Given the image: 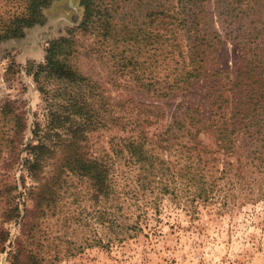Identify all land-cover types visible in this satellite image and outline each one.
Wrapping results in <instances>:
<instances>
[{
    "label": "rangeland",
    "instance_id": "rangeland-1",
    "mask_svg": "<svg viewBox=\"0 0 264 264\" xmlns=\"http://www.w3.org/2000/svg\"><path fill=\"white\" fill-rule=\"evenodd\" d=\"M81 1L53 3L44 10L43 25L29 28L23 38L0 41V107L7 101L17 102L20 111L26 114V145L44 141L54 150L42 162L38 179L55 176L61 178L60 182L68 180L59 192L57 209L41 220L39 245L33 248L45 258L43 264H264V174L258 173L257 162L246 168L247 179L237 178L235 172L226 175L205 201L195 200L194 190L180 179L171 183L172 188L177 186L178 196L150 190L143 194L137 181V167L128 165L124 158L115 159L117 189L122 193L120 212L112 208V202L97 206L93 186L86 178L55 170L66 150L59 143L82 120L80 116L65 114L63 108L69 95H81L92 118L101 123L88 134L90 154L98 157L110 155L113 138L124 136L113 126L114 118L133 121L140 117L139 111H161L160 120L148 129L150 134L159 133L173 124L179 105L207 101L204 88L207 81L187 92L178 89L167 97L161 94L164 84L143 90L148 80L136 79L137 74L163 75L160 58L155 56L151 62L155 40L139 38L130 44L102 42L104 38H97V30L90 28L75 33L78 53L71 63L79 68L81 83L58 81L51 75L36 80L38 67L46 65L50 45L62 36L69 37L82 23ZM154 4L149 5V10L162 5L198 16L200 38L212 45L210 57L215 62L209 64L211 71H234L242 66L244 57L263 59L264 0H205L202 6L157 0ZM21 5L19 0H0V23L23 11ZM126 5L124 13H129L132 29L157 34L160 28L173 27L179 36L186 38L183 45L189 43V32H182L183 24H179L183 14L175 11L172 18L170 15L144 19L130 9V0ZM245 11L247 16L242 17ZM186 21L188 28L192 19ZM225 83L216 79L212 85L224 90L229 88ZM234 92L227 93L231 101ZM256 115L262 127L255 128L251 147L248 146L250 151L264 149V92ZM13 127L14 124L0 122V140L11 136L8 132ZM200 138L213 144L207 136ZM4 144L0 141V191L3 184H9L12 192L9 196L0 194V228L10 232L9 240L0 245V264H13L16 241L23 235L20 220H7L6 202L11 201L12 205L26 202L20 206L22 216L25 215L26 208L34 203L33 195L26 198L27 193L40 183L27 168L23 169L27 151L21 154L22 160L5 166L11 150ZM175 149L172 152L176 157ZM179 157L172 159L178 161ZM221 165L218 164L220 170ZM56 181L51 180L52 184ZM138 190L140 194L134 196L133 192ZM24 193L26 197L21 195Z\"/></svg>",
    "mask_w": 264,
    "mask_h": 264
},
{
    "label": "trees",
    "instance_id": "trees-1",
    "mask_svg": "<svg viewBox=\"0 0 264 264\" xmlns=\"http://www.w3.org/2000/svg\"><path fill=\"white\" fill-rule=\"evenodd\" d=\"M58 1L60 0H19L23 11L9 16V20L0 23V41L23 38L29 28L43 25L44 10ZM128 1L82 0V23L70 32L69 37L62 36L50 45L47 49L46 65L38 67L36 80L40 77L44 79L45 77H42L44 75H51L58 81H66L74 85L81 83L79 68L71 63V59L78 53L75 33L90 28L97 30V38H104L102 42L112 40L116 43L130 44V41L135 42L139 38L155 40L151 46L156 48L151 62L155 56L160 58L159 66L163 70L162 77L165 80H161V75L154 77L153 73L137 74L136 79L148 80L143 90L150 91L158 84H164L165 88L161 94L167 97L169 93L178 89L187 92L201 82L207 81V86L204 87L207 90V101L192 105L182 103L178 107V114L174 117L173 124L159 133L150 134L148 129L160 120L161 111L157 113L139 111L140 117L133 121H129L128 118H114L113 126L124 136L113 138V150L110 155L98 157L90 154L88 134L101 123L92 118L89 107L81 101V95H69L63 108L65 114L80 116L82 120L72 129L71 134L69 133V136L59 143L66 150L65 156L59 160L55 170L62 171V174L69 171L73 175L86 178L93 186V196L97 200V206L112 202V208L117 212L123 208L119 206L122 193L117 189L115 159L124 158L128 165L137 167V181L143 194L150 190L152 193L158 191L164 195L171 193L178 196L177 186L172 188L171 183L180 179L185 182L186 187L194 190L192 195L195 200L210 199L218 181L229 173L235 172L237 178L247 179L244 175L245 170L254 162H257L258 173L264 174V149L252 151L248 149L255 136V128L262 127L257 121L256 112L261 105L264 92V56L263 59L259 56L250 59L244 57L242 66L234 71L213 72L208 69L209 64L215 62V58L210 57L212 45L200 38L198 16L195 13L188 16L183 12L180 13L178 9L170 10L162 5H158L159 9L151 11L149 8L154 6L157 0H130L132 2L130 9L144 19L170 16L175 14V11L181 16L183 14L179 24H183L182 32L183 30L189 32L187 40H190L184 46L183 40L186 38L179 36L173 27L160 28L157 34L147 30L132 29L128 22L129 13L126 11L124 13ZM179 2L194 6L205 4V0H179ZM121 4L123 7L120 6ZM191 10L193 12V9ZM245 16L247 11L242 13V17ZM188 18L192 21L187 28ZM162 39H164L163 43ZM216 79L226 82L229 88L222 90L212 85ZM239 88L238 92H234ZM232 91L235 97L231 101L227 93ZM18 107L17 102L12 101H7L0 107V122L14 124L8 132L12 135L0 140L5 143L6 149L11 150L10 159L4 164L6 167H11L12 162L15 164L16 161L22 160L21 154L27 151L29 154L23 160V169L27 168L40 186L29 189L27 197L26 193L21 194L26 198L33 195L34 203L31 208H26L25 215L22 216L20 206L25 205L26 202L12 205L13 203L8 201L5 216L7 220H20L23 235L16 241L13 264H21L25 261L28 262L27 264H43L45 258L33 248L39 245L41 220L57 209L59 192L68 180L60 182L61 178L55 176L47 180L46 177L38 179L42 162L54 150L51 147L49 149L44 141H39L38 145L33 143L26 145L25 136L28 130L26 114ZM4 135L6 137V133ZM201 135L207 136L208 141L212 140L213 144L204 142L200 138ZM173 148L178 150L176 157L180 155L178 161L172 159L176 158L172 152ZM221 156L225 158L221 159ZM220 163L221 170L218 166ZM173 165H178V169ZM51 180L57 181L52 184ZM2 187L0 194L9 196L12 192L9 184H3ZM139 194V190L133 192L134 196L138 197ZM9 237L10 232L0 228V245L9 240Z\"/></svg>",
    "mask_w": 264,
    "mask_h": 264
}]
</instances>
